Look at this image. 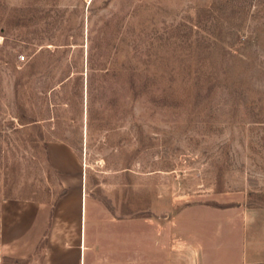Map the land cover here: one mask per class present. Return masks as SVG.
<instances>
[{
    "label": "rangeland",
    "instance_id": "obj_1",
    "mask_svg": "<svg viewBox=\"0 0 264 264\" xmlns=\"http://www.w3.org/2000/svg\"><path fill=\"white\" fill-rule=\"evenodd\" d=\"M52 149L115 264L264 234V0H0V204L69 193Z\"/></svg>",
    "mask_w": 264,
    "mask_h": 264
},
{
    "label": "crops",
    "instance_id": "obj_2",
    "mask_svg": "<svg viewBox=\"0 0 264 264\" xmlns=\"http://www.w3.org/2000/svg\"><path fill=\"white\" fill-rule=\"evenodd\" d=\"M51 156L61 173L71 175L72 188L56 205L1 202L0 264H115V252L100 249V236L91 229L79 164L68 152L58 156L52 149ZM213 248L203 249V264H264V234L234 237Z\"/></svg>",
    "mask_w": 264,
    "mask_h": 264
},
{
    "label": "built area",
    "instance_id": "obj_3",
    "mask_svg": "<svg viewBox=\"0 0 264 264\" xmlns=\"http://www.w3.org/2000/svg\"><path fill=\"white\" fill-rule=\"evenodd\" d=\"M22 59H24V57H21Z\"/></svg>",
    "mask_w": 264,
    "mask_h": 264
}]
</instances>
